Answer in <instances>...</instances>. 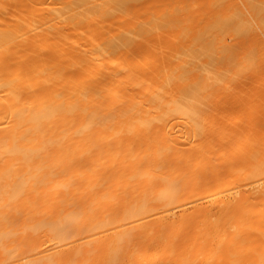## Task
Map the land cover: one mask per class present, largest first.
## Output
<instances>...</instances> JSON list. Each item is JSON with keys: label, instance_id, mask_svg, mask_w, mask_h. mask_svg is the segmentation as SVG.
Wrapping results in <instances>:
<instances>
[{"label": "bare ground", "instance_id": "bare-ground-1", "mask_svg": "<svg viewBox=\"0 0 264 264\" xmlns=\"http://www.w3.org/2000/svg\"><path fill=\"white\" fill-rule=\"evenodd\" d=\"M0 264H264V0H0Z\"/></svg>", "mask_w": 264, "mask_h": 264}]
</instances>
